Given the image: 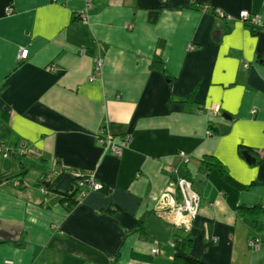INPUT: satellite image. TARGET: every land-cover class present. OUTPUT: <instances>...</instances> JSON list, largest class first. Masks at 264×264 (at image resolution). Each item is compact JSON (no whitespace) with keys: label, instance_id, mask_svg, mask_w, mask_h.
Returning <instances> with one entry per match:
<instances>
[{"label":"crops","instance_id":"obj_1","mask_svg":"<svg viewBox=\"0 0 264 264\" xmlns=\"http://www.w3.org/2000/svg\"><path fill=\"white\" fill-rule=\"evenodd\" d=\"M0 146V264H264V0H0Z\"/></svg>","mask_w":264,"mask_h":264},{"label":"built area","instance_id":"obj_2","mask_svg":"<svg viewBox=\"0 0 264 264\" xmlns=\"http://www.w3.org/2000/svg\"><path fill=\"white\" fill-rule=\"evenodd\" d=\"M13 8L8 7L6 10L7 15H12ZM80 17H84L85 19L88 18V15H86L84 12L79 14ZM240 19L243 21H251V23L256 24L258 19L251 16V13L248 11L242 12L240 14ZM29 55V51L27 48H21L18 53V60H26V58ZM96 66L94 69V75L101 73V68L103 65V60L100 56H97L96 58ZM248 67V65H245ZM131 141V135L128 134L126 136H123L120 141H115L113 135L106 132V130L103 129L101 135L98 138V142H100L101 145H103L105 148L110 150L112 153H114L117 156H120L123 152L124 145H127ZM2 150L0 146V151ZM7 154H4V157H6ZM182 156L184 159H186L185 153H182ZM176 188L180 191L182 196V203L179 205L172 206V209L168 210L169 212L173 213L174 220L176 219L179 224V226H189L196 218L197 211L199 209L200 204V197L194 193L192 189V185L190 182L187 181V179L182 178L178 179L176 183ZM76 188L79 190H84L86 193L90 191H101L104 190V185L102 182H100L96 177L93 175H90L89 178L82 177L78 179L76 182ZM160 216L162 215L164 218H166L167 213L165 208H161L159 212ZM175 243H171V247L175 248ZM154 253H157V250L153 251ZM13 260H5L4 264H14Z\"/></svg>","mask_w":264,"mask_h":264},{"label":"trees","instance_id":"obj_3","mask_svg":"<svg viewBox=\"0 0 264 264\" xmlns=\"http://www.w3.org/2000/svg\"><path fill=\"white\" fill-rule=\"evenodd\" d=\"M77 19H80V16H77ZM7 175L8 174H5L4 176L8 177ZM90 175H92V174L90 172H86V171L81 172V173H77L75 180L77 182L78 179H80L82 177L89 178ZM64 197H65V199L62 201L64 202V204H67L69 202L67 204V207L69 210L78 205V201L74 200V198L72 196L64 195ZM186 246H187L186 239L183 242V244H178L177 246H175V252H174L175 262H174V264H203V262L201 260H198V259L196 260V259L192 258L189 254H187L184 251Z\"/></svg>","mask_w":264,"mask_h":264},{"label":"water","instance_id":"obj_4","mask_svg":"<svg viewBox=\"0 0 264 264\" xmlns=\"http://www.w3.org/2000/svg\"><path fill=\"white\" fill-rule=\"evenodd\" d=\"M244 155L250 163V155L247 152H245ZM63 178L64 179L55 187L54 192H58L62 195H74L77 192V188L73 184V178L69 174H66Z\"/></svg>","mask_w":264,"mask_h":264},{"label":"rangeland","instance_id":"obj_5","mask_svg":"<svg viewBox=\"0 0 264 264\" xmlns=\"http://www.w3.org/2000/svg\"><path fill=\"white\" fill-rule=\"evenodd\" d=\"M251 243V241H249Z\"/></svg>","mask_w":264,"mask_h":264}]
</instances>
